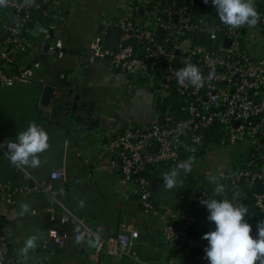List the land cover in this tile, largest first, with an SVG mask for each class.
<instances>
[{"label":"built area","instance_id":"2783aa9c","mask_svg":"<svg viewBox=\"0 0 264 264\" xmlns=\"http://www.w3.org/2000/svg\"><path fill=\"white\" fill-rule=\"evenodd\" d=\"M41 1L50 4L52 0ZM202 1L131 0L134 17H119L113 21L114 28L119 30L116 48L106 49L108 30L105 28L85 54L89 64L105 59L111 70L148 80L159 98H179V104L169 105L148 127L127 129L110 140L105 151L113 156L111 166L118 170L120 186L130 188V194L144 213L156 215L164 223L162 237L168 249L194 264H209L204 251L208 242L190 231L197 221L194 209L203 208L200 200L209 198L206 187H189L176 214L169 207L156 205L147 172L154 166L177 164L183 154L199 155L204 133L216 134L221 145L242 144L241 148H245L247 157L243 164L231 171L218 172L216 178L228 188H238L249 213L256 211L258 218L264 221V0H254L261 17L254 28L247 25L231 28L219 20L216 10V22L201 17ZM39 7L25 0H8L7 6H1L13 18V25H3L6 37L0 50V90L31 85L34 80L39 62L21 67L15 60L19 52L27 53L35 47L25 33L31 26V11ZM174 17L176 22H173ZM159 29L162 35L157 43ZM199 35L211 41L219 39L218 50L208 52L198 42ZM227 38L230 39L228 48L223 46ZM45 44L43 41L36 44L39 54L64 56L61 40L49 41L46 50ZM188 63L199 68L202 87L196 88L187 81L184 85L178 83L176 72ZM16 142L0 141V155L22 183L14 185L0 179V199L11 206L20 195L48 197L53 203L48 209L49 220L75 226L77 229L71 234L75 240L93 241L95 246L89 259L95 264L101 256L115 261L135 258L131 249L139 239V232L133 225L122 223L107 235H103L100 227L88 225L82 216L60 201L54 188L56 182L62 184L63 190L72 188L80 179H68L64 170L51 171L43 179L36 178L25 166L10 162L11 145ZM256 183H260L258 193L254 190ZM256 232L255 227L254 237ZM69 237L66 231L51 228L41 251L61 248ZM0 252L6 254L5 264H19L11 253L7 235L1 232Z\"/></svg>","mask_w":264,"mask_h":264},{"label":"crops","instance_id":"0c3cea01","mask_svg":"<svg viewBox=\"0 0 264 264\" xmlns=\"http://www.w3.org/2000/svg\"><path fill=\"white\" fill-rule=\"evenodd\" d=\"M130 1H51L49 9L41 14L33 25H43L46 28L51 25L54 40H61L63 43L64 56L56 58L39 54L35 48L36 44L39 41L48 43L52 40L45 34L38 38L32 37L31 28L26 31V37L35 47L27 53L19 52L15 63L23 67L36 61L39 62L40 67L35 71L31 85H16L0 90V113L13 112L16 118L27 122H22L21 129L17 126L7 131L1 125L3 121H0V141H17L18 133L25 131L30 122L34 121L48 133L49 148L39 154L40 166L38 168L25 166L27 170L38 179L46 178L54 170H64L68 179L79 178V184L72 188L63 190L60 182L54 183V188L59 193L60 201L68 209L82 216L91 227H100L103 235L116 231L117 226L122 223H129L138 230L139 239L131 249L135 258L128 257L115 261L101 256L97 264H194L182 254L173 253L168 249L162 237L164 223L160 219L155 220L154 217H158L156 215L147 214L151 215V218L142 215L146 213L130 194V188L119 184L118 170L111 166L112 154L105 151L107 143L125 130L144 129L159 117L157 102L159 94L156 88L149 86L148 80L140 77L132 78L111 70L109 62L105 59L89 64L85 57L86 51L99 33L105 28L108 32L109 29L114 28L115 19L134 17ZM12 21L13 18L0 6V50L4 46L5 39L3 25H9ZM61 75L64 76L62 80L59 79ZM65 81L71 83V87L77 86V82L80 81L81 85L76 94L87 90L88 101L95 102L96 114L100 117L102 126L106 125L107 129L101 132L97 139L91 140L87 136L81 139L75 131L42 115L44 109L38 104L41 88L50 84L65 89L63 87ZM127 86H130V90L126 89ZM26 103H29L30 107L29 111L24 112L23 105ZM245 151V148L240 147L239 155L243 157L238 161L233 157L225 159L224 170L221 171H231L240 167L244 161ZM188 158V155L181 158L179 163L187 161ZM179 163L154 166L147 172L150 184L155 183L151 193L158 207H169L178 214L187 187L197 185L205 186L209 198L216 199L219 194L209 188L216 184L209 183V177H216L218 172L214 175L208 170L202 172L196 164L188 174L181 170L176 188L167 190L163 174ZM0 179L14 185L22 183L20 176L9 168L1 155ZM22 203L28 204L29 210L20 216ZM52 206L51 200L43 195L16 196L15 204L11 206L0 199V232L7 235L12 255L19 264H95L89 259L94 242L82 240L77 243V240L71 237L77 229L75 226L51 222L48 209ZM207 216L205 207L199 213L198 230L215 226L208 221ZM51 228L66 231L70 237L63 247L52 252H43L41 246ZM31 235L39 237L37 248L30 251L28 258L25 259L20 255L19 249Z\"/></svg>","mask_w":264,"mask_h":264},{"label":"clouds","instance_id":"9594fccd","mask_svg":"<svg viewBox=\"0 0 264 264\" xmlns=\"http://www.w3.org/2000/svg\"><path fill=\"white\" fill-rule=\"evenodd\" d=\"M7 2L8 0H0V6H7ZM204 3L207 4L208 0H204ZM212 4L219 20L231 28L245 25L254 28L261 19L254 0H212ZM176 77L181 85L187 81L196 88L203 86V76L199 68L191 63L179 69ZM16 140L17 142L11 145L10 162L18 167L38 168L41 164L39 154L49 148L48 133L33 121L25 131L18 133ZM194 162L195 157L191 156L187 161L164 173L165 188L167 190L176 188L180 171L190 173ZM209 179L216 184L214 189L216 194L224 191V186L216 177L210 176ZM200 203L206 206L209 213L207 219L215 225L214 230L202 236V239L208 241L204 251L209 264H264V221L257 223L254 237L252 225L246 220L249 207L241 201L238 188L233 191L231 200L208 198L201 199ZM20 207L19 215L23 216L28 212L29 205L22 203ZM38 239L37 235L29 236L19 249L20 255L27 259L29 252L37 248ZM79 242L77 240V243ZM96 243H99V238ZM5 255L0 252V264H5Z\"/></svg>","mask_w":264,"mask_h":264},{"label":"water","instance_id":"95a60500","mask_svg":"<svg viewBox=\"0 0 264 264\" xmlns=\"http://www.w3.org/2000/svg\"><path fill=\"white\" fill-rule=\"evenodd\" d=\"M45 22V21H44ZM173 22H176V17L173 18ZM13 25V22L9 24ZM31 36L40 37L42 34H45L49 39L54 40L53 28H46L43 25H31ZM215 29V28H214ZM174 33L175 30L173 29ZM162 35L161 29L157 31L156 41L160 42ZM4 38L6 35L4 34ZM119 38V30L116 28L109 29L107 40H106V49L108 51H113L117 46V41ZM198 42L203 44L208 52L211 50H218L220 40L211 41L205 39L203 35H199ZM230 44V39L223 40V46L228 48ZM48 43L45 44V50L48 48ZM64 78L63 75L59 77L60 80ZM81 82H77V86L71 87L67 81L63 83L62 87L59 88L54 85H45L41 88L40 96L38 99V104L44 109L42 112L43 116H48L49 119H53L59 122L63 127H68L69 130L75 131L79 134V137L82 139L87 136L91 140H95L99 137V134L106 129V125L102 126L100 117L96 114L95 111V102L88 101L89 93L87 90H83L80 93L76 94L79 90ZM71 88V89H70ZM204 142L200 143V147H203ZM155 183L151 182V190L154 189ZM254 190L258 193L260 192V183L254 184ZM191 262V261H190Z\"/></svg>","mask_w":264,"mask_h":264},{"label":"rangeland","instance_id":"374dc122","mask_svg":"<svg viewBox=\"0 0 264 264\" xmlns=\"http://www.w3.org/2000/svg\"><path fill=\"white\" fill-rule=\"evenodd\" d=\"M127 90H130V86H127ZM30 107V104L26 103L23 105L24 112L28 110ZM29 111V110H28ZM11 114V115H10ZM8 114L7 112L0 113V121H3L1 123L2 126H4L5 130L9 131V129H13L14 127H19V129L22 128V122H27L26 120L16 118L15 115H13V112H10ZM24 114V113H23ZM13 115V116H12ZM241 145H236L235 147L230 146L228 144H225V146H221V144L218 141H212L206 143L205 147L203 148L204 153L201 155H188L189 157L194 156L195 162L192 164L191 168H194L195 164L197 168H199L200 171L204 172L205 170H208L212 172V174H216V172H220L222 169L224 170L223 161L225 159H229L230 157H233L235 160H239L242 158V155H239L240 147ZM214 177V176H213ZM211 183V181H209ZM210 189H215L216 185L209 186ZM226 188V187H224ZM229 199L224 193H220L216 199ZM145 218L149 217L151 218V215H144ZM207 215H209L207 211ZM208 217V216H207ZM155 220L159 221V217H154ZM209 221V220H208ZM203 222V219L201 220V224ZM212 223V222H211Z\"/></svg>","mask_w":264,"mask_h":264},{"label":"trees","instance_id":"16d2710c","mask_svg":"<svg viewBox=\"0 0 264 264\" xmlns=\"http://www.w3.org/2000/svg\"><path fill=\"white\" fill-rule=\"evenodd\" d=\"M28 1H32L34 6H36L37 4L40 5L39 8H33V10L31 11L30 18H31V25H33L35 20H37V18H39L41 14H43L45 11L49 9L50 4H42L41 0H25V2H28ZM200 7H201V10H200L199 15L201 17L208 18L209 20L216 22V16H215L216 9L213 6L212 2H208L207 4H205L204 1H202L200 4ZM157 102H158V109H159L158 116L160 117V115H162L163 111H165V109L167 108L169 104L176 105V104H179L180 101H179V98L169 97V98H159ZM216 140H217L216 134L214 133L210 134L209 132L204 133V146L200 148L199 155L204 153L203 148L205 147L206 143L216 141ZM185 156H187V154H183L182 158H184ZM246 157L247 155L245 153L243 159H245ZM223 186L226 187L225 185ZM187 189H189V187H187ZM242 189L246 192L250 191L249 189L244 188V187H242ZM233 191H234L233 188H228V187L224 188V193L230 199L233 196ZM205 207L206 206H204L203 208ZM203 208L194 209L197 221L190 231L193 234V236L201 239L204 242H208L207 240L202 239V236L205 233L214 230L215 226H212L209 229L198 230V226L200 225L199 213L203 210ZM246 218L248 219L247 221L252 225V228H255L257 223L261 221V219L258 218L257 216V212L254 210H251V212L248 214V216H246Z\"/></svg>","mask_w":264,"mask_h":264}]
</instances>
